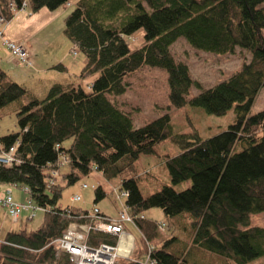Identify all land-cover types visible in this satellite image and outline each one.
<instances>
[{"label":"trees","instance_id":"1","mask_svg":"<svg viewBox=\"0 0 264 264\" xmlns=\"http://www.w3.org/2000/svg\"><path fill=\"white\" fill-rule=\"evenodd\" d=\"M68 2L0 0V15L8 22L19 10L53 11ZM140 28L143 42L131 49L127 39ZM63 34L84 56L74 76L94 77L88 89L53 83L38 99L0 68V110L16 103L18 127L0 135L1 151L12 147L14 160L0 162V185H20L43 212L36 228L5 232L0 264H73L54 243L71 223L91 226L85 238L91 248L116 244V236L94 227L118 212L109 217L97 208L92 213L58 205L62 190L92 171L128 193L124 206L132 222L123 229L133 227L135 249L114 264H264V227L249 221L264 212V108L250 114L264 88V0H78L63 19ZM180 37L210 54H232L239 47L250 60L226 80L200 89L187 64L170 52ZM143 67L165 71L171 107L188 104L215 116L232 110V122L209 138L198 135L189 116L186 133H173L168 113L136 127L111 98L124 94ZM191 86L200 90L187 99ZM165 140L178 148L163 159L169 183L137 168V159L155 155ZM62 166L67 170L61 172ZM181 183L186 187L174 188ZM105 196L95 187L94 201ZM150 208L160 209L166 223L146 218ZM33 216L30 211L27 219Z\"/></svg>","mask_w":264,"mask_h":264},{"label":"rangeland","instance_id":"2","mask_svg":"<svg viewBox=\"0 0 264 264\" xmlns=\"http://www.w3.org/2000/svg\"><path fill=\"white\" fill-rule=\"evenodd\" d=\"M77 1L78 0H69L68 5L59 7L53 11H49L45 8L39 10L43 11L40 16H36L37 14L30 12V10L27 8L19 10L17 13H15L17 17L30 18L31 16L30 19H33L34 23L27 26V28H29V34H32L34 36L30 40V42L31 44L35 45L36 48L42 50V55L44 58H50L53 55L69 58V60L65 61V64L62 65L68 68V73H71L70 75L66 74V72H51L46 76L43 75L41 78H39L40 76H38L25 81L16 79L18 84H22L23 87L31 91L38 99H42L45 96L49 88L48 84L51 85L54 82H71L74 83L75 86L80 84L82 88L86 90L88 89L87 85L94 78L93 76H86L84 78L72 76V74H75L79 71L80 65L77 66L71 63L79 61L81 58H84V56L64 36L63 19L74 9L75 3ZM2 37L3 35L0 36L1 41ZM142 42V28L138 29L132 36L128 37L127 39V44L131 49L137 48L141 45ZM25 45L28 49V52H30L28 45ZM1 50L4 51L2 48ZM170 52L176 60L187 64L191 78L199 83L200 89L212 87L213 85L226 80L234 72L241 69L244 63L249 62L250 60L249 52L240 49L239 47H235V50L232 54H210L192 49L182 37L178 38L170 46ZM15 64L19 63L15 61ZM6 74L10 77L9 73ZM10 79L13 80L11 77ZM200 89L196 88L195 86H191L188 94L186 95V98L190 99L191 97L196 95ZM167 95L168 84L165 71L143 67L142 69L137 71L135 75L130 77L129 87L126 89L124 94L116 98H110L111 100H115L120 106H122L131 114L133 124L136 127H139L144 123L159 117L160 115L168 113L171 118V125L174 134L186 133L191 129L190 124L186 119L187 116H189L190 121L193 124V128L196 129L198 135L201 138H209L225 130L234 118V113L232 110L228 111L224 115L215 116L212 114H207L201 108H193L188 104L185 107L179 109L173 108L169 104ZM15 107L16 103H12L0 110V135L5 134L6 132L8 133L18 130L17 121L14 114ZM263 108L264 88H261L250 107V114L256 113ZM69 143L70 140H67L64 145L68 146ZM155 151L156 154L153 156H140L137 159V168L139 170H151L162 181L169 183L168 177L166 176L163 167V159L166 154H176L178 148L169 140H165L155 147ZM66 170L67 168L63 166L60 168L61 172ZM83 184L86 185V188H81ZM5 186H7L10 191H18L21 196L20 202L23 207V212L18 219V223L13 227H26L27 230L36 228L42 220V210L35 208L28 201L27 194L24 192L23 188L20 185L15 186L8 184ZM97 186L102 187V189L106 192V196L97 201H94V189ZM185 187V183L177 184L174 186V188L177 190H181ZM119 190L120 186L117 184V181H107L102 175L92 171L88 176L81 177L74 185L65 187L62 190L61 197L58 200V205L61 207L71 205L80 207L83 210L91 211L94 204H99L98 207L103 210V212L106 211L110 215H116L118 210H120L125 212L129 216L127 208L124 205L121 206L116 199V192L119 193ZM74 195H78L80 199L78 201H72L71 198ZM124 200L122 201V203L124 202ZM1 205L3 206L2 203ZM30 211L34 213V216L31 219H27ZM3 215H5L4 211L0 212V222H4L5 220V218H3ZM143 215L149 219L156 220L159 223H166V221L163 219L160 209L158 208H150L146 210ZM125 220L126 219L122 220V226L125 223L131 224L132 222V218L129 221ZM249 221L251 222V224H257L264 227V212L251 214L249 216ZM79 225L89 226L91 229V226L88 224ZM3 227H5V222L3 224ZM127 227H130L129 232L133 233V227H131L130 225H127ZM124 231L126 234L124 236L129 237V239L127 240L129 250L125 253L114 251L112 254L113 260H109L107 264H111L112 262L114 264L117 258H127L135 249L133 235L127 232L125 229ZM164 231L163 235L167 233L166 228ZM135 236H138V233H136V231ZM130 238H132V240H130ZM139 259L144 260V256L140 255ZM145 261H149V259H145Z\"/></svg>","mask_w":264,"mask_h":264},{"label":"built area","instance_id":"3","mask_svg":"<svg viewBox=\"0 0 264 264\" xmlns=\"http://www.w3.org/2000/svg\"><path fill=\"white\" fill-rule=\"evenodd\" d=\"M12 11H14L13 8ZM4 22V19L0 16V28ZM0 36H2L1 29ZM2 44L10 52L11 56L15 59L17 63H24L27 65L30 64V52H28V49L26 48L24 42H14L2 37ZM12 152V147L9 148L6 152L1 151L0 148V162L6 165H10L14 161ZM81 188H86V185L83 184ZM119 191V193L116 192V199L119 204L123 206L124 202L122 203V201L125 197H127L128 193L127 191ZM79 199L80 197L78 195H75L71 198L72 201H78ZM0 202L6 207V210L10 217L13 220H16L20 213V210L23 208L22 205L12 202L10 193L8 191L4 194L3 197H0ZM97 212V209L93 208L92 213ZM121 219H126L125 221H129L131 218L125 212L119 211L118 217H116V219H112L110 222L99 221L94 227V229L97 231H105V233L116 236L117 240L114 246L108 244H100L96 248H91L87 246V244L85 243V238L90 227L75 223H71L70 225H68L67 229L60 237V239H57L56 241H54V243L58 245L62 250L70 254L73 260V264H81L82 255L88 251L94 253H104L106 259L104 261V264H107L109 260H113L112 254L114 251H117L119 253H125L129 250V245L127 242L129 237L124 236L126 234L123 229V226L121 225V222H123ZM130 240H132V238H130ZM149 263L153 264L151 260H149ZM111 264H113V262Z\"/></svg>","mask_w":264,"mask_h":264},{"label":"crops","instance_id":"4","mask_svg":"<svg viewBox=\"0 0 264 264\" xmlns=\"http://www.w3.org/2000/svg\"><path fill=\"white\" fill-rule=\"evenodd\" d=\"M42 12L43 11H38L35 14H37L36 16H40ZM30 18L29 17H17L16 14H14L13 17L1 29L3 37L9 40H12V41L24 42V43L26 42L25 44L28 45V48L30 49V52H31L30 64L29 65H25L24 63L15 64V59L11 56L10 52L2 44V41L0 38V68L3 71H5V73H9L10 77L16 83H17L16 79L25 81V80L33 79L34 77H38V76H40L39 78H41L43 75L46 76L47 74H50L51 72H59V73L66 72V74L70 75L71 73H68V68L62 65V64H65L64 63L65 61L69 60L68 57H64V56L60 57L58 55L56 56L53 55L50 58H44L42 55V50H39L38 48H36L35 45L31 44L30 40L34 36L32 34H29L28 32L29 28H27V26L32 25V23L34 22H33V19H30ZM1 48L4 51H2ZM83 63H84V58H81L79 61L75 63H71V64H75L77 66L80 65L79 66V71H80L81 67L83 66ZM59 65L61 67L56 68V66H59ZM77 73L72 74V76L76 75ZM68 83H71V82H68ZM48 85L50 86V84ZM6 191L10 192V195L14 202L21 204L20 202L21 196L18 191H10V189L7 186L0 185V197H2ZM98 205L94 204L91 210H93V208H97L104 215H107L109 217H115V215H110L106 211L103 212V210H101L98 207ZM3 211L5 213V215H3V218H5L4 220L5 227H3L4 222H0V240L3 238L6 231L16 229L13 226L18 223V221L13 222V219L9 217L5 208L2 205H0V212H3Z\"/></svg>","mask_w":264,"mask_h":264},{"label":"bare ground","instance_id":"5","mask_svg":"<svg viewBox=\"0 0 264 264\" xmlns=\"http://www.w3.org/2000/svg\"><path fill=\"white\" fill-rule=\"evenodd\" d=\"M105 254L102 252L94 253L91 251L86 252L81 257V264H104Z\"/></svg>","mask_w":264,"mask_h":264}]
</instances>
